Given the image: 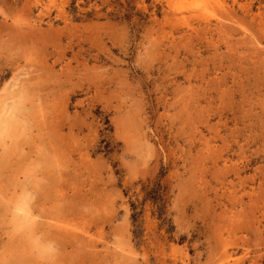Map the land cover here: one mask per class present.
Wrapping results in <instances>:
<instances>
[{"label":"rangeland","instance_id":"obj_1","mask_svg":"<svg viewBox=\"0 0 264 264\" xmlns=\"http://www.w3.org/2000/svg\"><path fill=\"white\" fill-rule=\"evenodd\" d=\"M201 1L0 0V264H264V0Z\"/></svg>","mask_w":264,"mask_h":264},{"label":"bare ground","instance_id":"obj_2","mask_svg":"<svg viewBox=\"0 0 264 264\" xmlns=\"http://www.w3.org/2000/svg\"><path fill=\"white\" fill-rule=\"evenodd\" d=\"M178 1H181V0H178ZM197 1H198V0H197ZM206 1H207V0H203V2L201 1V3H202L203 6L205 5V3H207ZM181 3H182V2H181ZM197 3H198V2H197ZM211 4H212V1H211ZM177 5H178V4H177ZM186 5H187V4H186ZM203 6H200V7L203 8ZM205 6H206V5H205ZM222 6H223V5H222ZM191 7H192V6H191ZM196 7H197V6H196ZM200 7H199V8H200ZM202 8H201V9H202ZM206 8H207V7H206ZM225 8H227V7H225ZM263 8H264V7H263ZM179 9H180L179 11H181V9L183 10L184 8H183V7H182V8L180 7ZM201 9H198V8H197V11H198V10L201 11ZM210 9H211V8H210ZM190 10H191V9H190ZM212 10H213V9H212ZM227 10H228V8H227ZM223 11H224V10H223ZM225 11H226V10H225ZM181 12H182V11H181ZM181 12H180V13H181ZM231 12H232V11H231ZM231 12H230V13L228 12V13L231 14ZM178 13H179V12H178ZM198 13H199V12H198ZM209 13H211V12L209 11ZM209 13H207L208 16H210ZM183 14H184V13H183ZM201 14H202V11H201ZM214 14H215V13H214ZM178 15H179V14H178ZM181 15H182V14H181ZM203 15H205V14H203ZM184 16H185V15H184ZM188 16H189V15H188ZM194 16H195V15H194ZM215 16H216V15H215ZM185 17H187V16H185ZM204 17H205V16H204ZM211 17H212V15H211ZM178 18H179V17H178ZM187 18H188V17H187ZM207 18H208V17H207ZM221 18H222V17H221ZM221 18H220V19H221ZM196 19H197V18H196ZM198 19H199V17H198ZM200 19H202V18H200ZM180 20H181V19H179V21H180ZM222 20H223V18H222ZM187 22H188V21H187ZM186 25H187V24H186ZM188 26H189V25H188ZM190 28H191V27H190ZM10 102H11V101H10ZM10 102H9V103H10ZM9 103H8V104H9ZM1 105H3V104H1ZM6 105H7V103H6ZM4 106H5V105H4ZM1 107H2V106H1ZM7 107H8V105H7ZM2 108H3V107H2ZM4 108H5V107H4ZM5 111H6V110H5ZM1 118H2V117L0 116V121L2 120ZM20 209H21V208H20ZM229 257H230V256H229Z\"/></svg>","mask_w":264,"mask_h":264}]
</instances>
